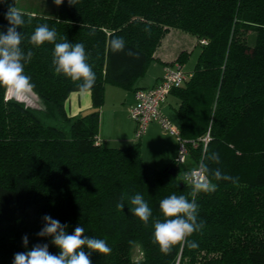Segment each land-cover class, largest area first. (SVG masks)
Here are the masks:
<instances>
[{
  "label": "trees",
  "instance_id": "obj_1",
  "mask_svg": "<svg viewBox=\"0 0 264 264\" xmlns=\"http://www.w3.org/2000/svg\"><path fill=\"white\" fill-rule=\"evenodd\" d=\"M16 2L0 0V32L10 26L5 14ZM20 11L26 21L17 28L21 48L33 52L24 72L39 104L26 105L0 88V264H13L16 253L36 244L59 254L52 237L37 235L45 215L68 225V234L81 226L84 235L107 242L111 252H92V264H264V0H64L55 14ZM42 24L56 30L57 43L66 37L89 53L96 75L90 111L67 112L69 93L79 89L54 73V44L29 43ZM170 28L193 34L199 47L193 68L182 69L191 75L170 91L187 149L181 171L176 156L161 167L146 163L139 139L114 146L98 136L104 85L135 90ZM115 37L125 40L124 51L110 50ZM129 49L139 57L128 56ZM188 53L180 51L175 61ZM205 148L220 156L219 164L205 161L208 167L239 182L213 181L215 192L199 193L198 220L205 227L188 238L198 247L177 245L165 255L152 242V221L164 219L162 199H191L183 174L200 163ZM137 193L152 209L147 227L130 212L128 199L123 210L116 207L121 196Z\"/></svg>",
  "mask_w": 264,
  "mask_h": 264
},
{
  "label": "clouds",
  "instance_id": "obj_2",
  "mask_svg": "<svg viewBox=\"0 0 264 264\" xmlns=\"http://www.w3.org/2000/svg\"><path fill=\"white\" fill-rule=\"evenodd\" d=\"M64 0H54L59 6ZM77 0H68L74 5ZM5 19L10 25L6 33L0 32V88L10 93L14 98L21 99L29 96L34 90L31 77L24 72V65L31 61L33 52L29 50L26 54L21 48L24 37L17 28H22L26 21L24 13L15 6L9 5ZM31 20H28L30 23ZM149 35L150 27L144 29ZM57 32L50 29L47 24L38 25L29 38V43L39 47L44 43L54 44L52 66L56 75H64L83 93L92 89L95 85L96 75L88 63L89 53L86 52L83 43H70L67 38L57 43ZM109 48L112 52L125 50V40L122 37H115L109 41ZM128 56L139 57V53L129 49ZM205 161L214 164L220 163V156L217 152L205 153L197 168L188 170L183 174V180L191 186L189 196L172 194L159 203V210L164 217L152 221L153 243L159 246L161 253L168 255L177 245L196 249L198 244L188 239L194 233H202L205 221L198 220V204L196 196L203 192L213 193L217 190V183L213 181H230L234 185L239 182V177H233L221 172L219 168L210 169ZM128 199L131 204L130 212L138 217L147 227L152 217V209L139 193L127 197L121 196L116 207L123 210L124 200ZM44 227L37 233L40 237H52L51 243L59 249V254L49 252L48 244H36L31 250L16 253L13 264H92L90 254L97 252L107 255L111 252L107 242L103 239L93 238L84 235V228L77 226L72 234H68V225L61 224L58 220L49 215L42 217ZM25 247L28 245V237L23 238ZM85 248L88 252H85Z\"/></svg>",
  "mask_w": 264,
  "mask_h": 264
},
{
  "label": "crops",
  "instance_id": "obj_3",
  "mask_svg": "<svg viewBox=\"0 0 264 264\" xmlns=\"http://www.w3.org/2000/svg\"><path fill=\"white\" fill-rule=\"evenodd\" d=\"M196 37L188 32L170 28L162 37L154 56L144 75L140 76L134 87H147L155 84L163 73L165 64L175 65L178 53L182 50L189 51L182 63H178L184 71H190L198 56L199 47ZM186 60H189L188 62ZM192 60L193 66L189 62ZM117 87V88H112ZM134 102V88H125L106 83L104 85V99L99 107L98 136L108 144L121 146L133 142L135 122L128 113V107ZM177 97L170 92L161 104L162 112L179 127L175 107ZM69 114L75 115L88 112L92 109L90 92L80 90L71 91L65 101ZM176 119V121H175ZM143 160L154 166L161 167L173 159L178 151V139L162 129L158 121H150L146 131L139 138ZM186 157L183 163L186 162Z\"/></svg>",
  "mask_w": 264,
  "mask_h": 264
},
{
  "label": "built area",
  "instance_id": "obj_4",
  "mask_svg": "<svg viewBox=\"0 0 264 264\" xmlns=\"http://www.w3.org/2000/svg\"><path fill=\"white\" fill-rule=\"evenodd\" d=\"M190 75V73L184 72L178 63L175 65L165 64L163 73L155 84L147 87H137L134 90V102L128 107V113L135 122L133 137L139 139L146 131L150 121H158L163 130L177 137L178 151L176 160L179 163L183 162L186 157L187 149L184 140L181 138L180 128L162 112L161 104L166 100L170 91L182 85ZM208 138V133H206L200 140L205 145ZM198 165L191 169L197 168Z\"/></svg>",
  "mask_w": 264,
  "mask_h": 264
},
{
  "label": "rangeland",
  "instance_id": "obj_5",
  "mask_svg": "<svg viewBox=\"0 0 264 264\" xmlns=\"http://www.w3.org/2000/svg\"><path fill=\"white\" fill-rule=\"evenodd\" d=\"M16 7L17 9H20V10H26V11H32V12L50 14V15L55 14L57 10V5L54 3V0H17ZM186 61L188 62L189 60H186ZM190 61L191 62L187 64H189L190 67H192L194 62L192 60ZM112 88L115 89L117 87H112ZM6 95L7 97H13L10 93H6ZM17 100L23 101L26 105H30V106H38L39 104V100L33 92L26 98H21ZM134 140L135 139L133 137V141ZM183 165L184 163H180L179 171L183 169ZM136 252L137 251H135V254L138 255Z\"/></svg>",
  "mask_w": 264,
  "mask_h": 264
},
{
  "label": "water",
  "instance_id": "obj_6",
  "mask_svg": "<svg viewBox=\"0 0 264 264\" xmlns=\"http://www.w3.org/2000/svg\"><path fill=\"white\" fill-rule=\"evenodd\" d=\"M169 172L172 173V174H174V173H175V167H173V166L170 167V168H169Z\"/></svg>",
  "mask_w": 264,
  "mask_h": 264
}]
</instances>
